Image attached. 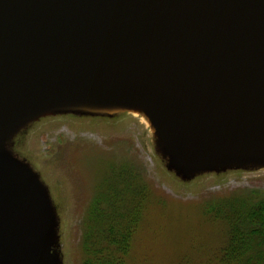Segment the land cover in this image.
<instances>
[{
  "label": "water",
  "instance_id": "95a60500",
  "mask_svg": "<svg viewBox=\"0 0 264 264\" xmlns=\"http://www.w3.org/2000/svg\"><path fill=\"white\" fill-rule=\"evenodd\" d=\"M130 108L184 178L264 162V0H0V264H58L7 137L60 109Z\"/></svg>",
  "mask_w": 264,
  "mask_h": 264
},
{
  "label": "rangeland",
  "instance_id": "374dc122",
  "mask_svg": "<svg viewBox=\"0 0 264 264\" xmlns=\"http://www.w3.org/2000/svg\"><path fill=\"white\" fill-rule=\"evenodd\" d=\"M139 112L136 117L127 109L116 114L60 109L35 118L2 145L3 154L24 165L44 192L58 264H106L108 259L120 264H222L229 230L219 216L226 215L233 199L264 195V162L184 178L162 158L159 139ZM125 167L140 176L145 193L135 196L125 187L121 193L128 204L136 199L141 212L133 206L95 221L91 230L100 248L90 255L86 231L91 216L98 217V199L118 186ZM100 225L107 226L103 233ZM114 229L130 236L124 259L119 244L108 240ZM263 248L253 254H264Z\"/></svg>",
  "mask_w": 264,
  "mask_h": 264
},
{
  "label": "trees",
  "instance_id": "16d2710c",
  "mask_svg": "<svg viewBox=\"0 0 264 264\" xmlns=\"http://www.w3.org/2000/svg\"><path fill=\"white\" fill-rule=\"evenodd\" d=\"M121 171L122 177L118 186L108 189L107 192L109 193L107 197L104 194V196H101L98 199V205L96 208L97 211H99L97 215L98 217H96L95 214H93L94 218L91 216L93 221L90 222L89 230L86 231V241L88 242L87 249L90 255L98 253L100 248V245H97L99 240L96 236L94 237V234L92 233L93 230H91L93 229L91 226L95 221L98 224L99 220L102 222L104 217H107V213H109V217L107 218L110 219L113 215L114 217L116 215L118 216L122 210H132L134 208L133 206H136L138 211L140 210L141 212V205L138 204L137 207V200L134 199L133 202L131 201L132 204H128L126 196H124L120 190L125 187L129 188L130 192L135 196L137 194H144L145 187L141 183L140 176L138 177L135 172L130 169H126V167ZM112 196L114 198H111ZM137 198H139V196H137ZM232 203L234 204L230 206V211L228 210L224 216H219L222 219L225 217L224 220L226 221L229 230L228 243L221 252L220 261L222 264H261L264 259V254H258L255 256L253 253L256 248L260 249L264 246V195L260 193H249L246 194L245 197H241V199H233ZM120 205H122L121 210L119 209ZM220 215L223 214L220 213ZM105 223L106 222H104V224ZM128 225L132 226V224ZM106 227V225H100V227H98L100 228L99 232L103 233ZM131 230L133 231V229ZM108 237L109 241L111 239L110 243L116 245L119 244L118 250L122 253V257L124 259L126 254L130 251V236L128 234L125 235L124 232L119 235L117 230L114 229V231L108 232ZM261 252H264V248ZM106 262V264H120L117 260V263L110 262L109 259L106 260Z\"/></svg>",
  "mask_w": 264,
  "mask_h": 264
},
{
  "label": "bare ground",
  "instance_id": "6f19581e",
  "mask_svg": "<svg viewBox=\"0 0 264 264\" xmlns=\"http://www.w3.org/2000/svg\"><path fill=\"white\" fill-rule=\"evenodd\" d=\"M128 111L130 112V114H132V115H134L136 117H139V115H140V112H139V110L137 108H130V109H128Z\"/></svg>",
  "mask_w": 264,
  "mask_h": 264
}]
</instances>
